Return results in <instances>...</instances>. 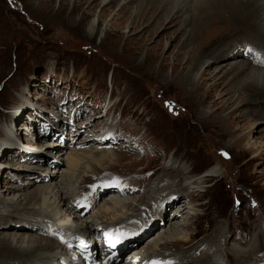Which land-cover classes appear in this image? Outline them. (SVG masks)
<instances>
[{"label": "rangeland", "instance_id": "374dc122", "mask_svg": "<svg viewBox=\"0 0 264 264\" xmlns=\"http://www.w3.org/2000/svg\"><path fill=\"white\" fill-rule=\"evenodd\" d=\"M62 1L63 9L55 12L58 0H0V144L3 145L0 162L6 163L0 165V189L14 190L9 185H20L28 180V171L50 176L44 171L50 163L54 164L49 169L58 170L50 181L57 186L63 180L60 175L65 174L62 171H66L68 165L67 153L75 147L74 143L79 144L88 138L91 141L84 142L85 149L96 151L100 146L102 152H110L113 157L117 154L115 158L118 160V164L106 161L103 168L83 163L81 167L76 166L78 174L69 177L71 189L77 191L85 188L78 179L88 175L93 176L90 183L96 188L105 185L100 195L96 196L92 191L85 199L76 202L81 207L73 205L81 212V222L87 218L93 220L98 231L105 225L97 222L92 213L111 197L113 193L106 186L112 185L117 177L124 178L126 183H129V178L142 182L139 183L140 189L135 187V191L125 193L128 199L137 200L154 181L158 180L160 184L164 179L166 181L168 173L179 177L175 171L177 168L171 167L174 163L191 167L192 174L217 166L219 173L208 177L198 191V198L195 196L189 204L192 209L188 211L194 212L193 217L186 214V219L181 216L173 222L179 224L176 234L181 239L192 237L188 244L178 249L201 243V239L207 237L204 241H214V246L224 253L217 264H264V228H261L264 222V154L252 156L254 150L240 152L234 142L243 133L251 131L254 134V128L260 129L262 124L251 120L247 127L232 137L224 135L228 128H223V132L213 130V114L206 118V124L195 120L199 110L195 104L196 96L169 83L170 54L175 53L174 45L183 30L176 33L177 38L166 49L164 44L169 40L165 30L152 28L163 11L157 10L147 22L150 25L132 34L126 33L125 27L134 13L127 18L129 12L125 11L121 25H115L120 18L112 20L115 24L108 25L109 32L102 36L100 28L117 11V0L103 17L96 19L95 32L87 36L85 27L97 16L100 7L87 10L76 0ZM133 5L129 6L131 10ZM151 11L146 13V18L151 16ZM161 55L170 57L165 60ZM209 85L207 81L205 89ZM206 100L210 101L212 97ZM237 113L235 110L233 115ZM239 119L235 118L236 121ZM107 133L115 138V142L101 145L98 138L102 139ZM92 137L96 138L92 140ZM258 139L256 142H264L261 136ZM129 140L131 143L127 150ZM48 143L52 145L46 146ZM121 143L125 144L122 146ZM40 153L42 160L36 163L33 157ZM7 158L10 159L7 161ZM145 171L151 172L146 175L142 173ZM109 174L114 175L110 178ZM86 188L90 189L87 185ZM165 189L154 202H170V197L181 192L175 190L176 187ZM62 190L68 191L65 184ZM67 191L65 193L69 195L65 202L70 206L67 200L72 198ZM95 197L96 202H92ZM158 218V209L152 207L144 214L139 223L143 227L138 230L152 227ZM68 223L70 221L64 224ZM167 225L162 221L158 227ZM151 235L149 233L146 237ZM94 237L90 234L87 239L97 248L99 241ZM147 242L152 243L153 237L143 246ZM135 247L124 252L119 261ZM252 248L257 251L248 253ZM231 249L240 251L238 260L231 255L227 258L226 253L229 254ZM135 254L139 258L145 253ZM160 255L156 257L161 259ZM172 259L169 260L176 264Z\"/></svg>", "mask_w": 264, "mask_h": 264}, {"label": "bare ground", "instance_id": "6f19581e", "mask_svg": "<svg viewBox=\"0 0 264 264\" xmlns=\"http://www.w3.org/2000/svg\"><path fill=\"white\" fill-rule=\"evenodd\" d=\"M58 2L55 12L64 5L62 0H58ZM76 2L80 7L84 5V9L87 10L96 6L100 7L97 16L92 18L85 27L86 35L91 36L96 29V19L103 17L109 6L114 5L117 0H76ZM132 4L134 5L131 10L129 6ZM117 6L118 9L113 13V16L108 18L105 25L102 24L100 28L102 36L109 32L108 25H114L113 21L116 18H120V21L115 25H121V18L125 16V11L129 12L127 18L134 13V17L125 27L128 34L141 32L144 26L147 27L151 24L147 22L157 10L163 11L164 13L152 28L165 30V36L169 40L164 44L166 49L172 46L171 41L177 38L176 33L183 30L174 45L175 53L171 52L170 54L172 61L170 62L169 83L191 96H196L195 104L197 108L199 106V110L196 112L198 117L195 120L206 124V118L213 114L211 119V125L215 127L213 130L222 131L223 128H228L229 131H224L226 132L224 135L232 137L247 127L251 120H255L261 123L262 127L260 129L255 127L254 134L250 131L236 137L235 146L240 152L254 150L255 154L252 156L264 154V142H256L260 136L261 139H264V0H119ZM150 10H153L151 16L146 18L145 15ZM144 22L146 24L143 25ZM170 56H162V59L167 60ZM207 81L210 85L208 89H205ZM214 92H217L216 95L213 94ZM209 96L212 97V100L207 101L206 98ZM235 110H238V113L233 115ZM224 111L226 113L222 116L221 113ZM237 117H240L238 121L235 120ZM51 134L54 135V132ZM257 134H260L259 137ZM105 135L102 139L98 138L100 144L112 145L115 138H111L108 133ZM95 138L92 137V140ZM252 139L255 140L251 141ZM87 140L90 139L85 138L80 140L79 144L74 143L75 147L67 153L68 165L66 164V171H62L65 174H59L63 180L58 182L57 186L50 181L53 180L55 177L53 174H57L58 170L49 169L50 165L54 164L50 163L46 166L48 170L45 168L44 171L49 172L51 178L48 174L28 171L26 173L28 180H24L20 185H9L14 190L7 189V187L5 190L0 189V199L3 198L0 203V264H71L72 262L84 264L82 256L76 250L69 248L71 244L85 249L92 259H98V256L95 255V247L87 239L91 233L95 232V223L93 224V220L89 218L81 222V212L73 206L72 201L67 200L70 205L68 206L65 202L68 194L65 191L67 190H62L65 184L67 192L71 193L70 197L76 196L80 202L82 198L85 199L87 195L92 194L86 185L91 184L93 176L88 175L83 179H78L79 183L85 186L81 196L78 197L77 195L81 192L78 193L75 188L71 189L72 183L69 179V177L78 174L79 170L76 166L81 167L84 163L86 165L95 164L97 168H103L104 163L109 160L113 164H118V160L115 158L117 154L113 157L110 152L85 149L84 142H88ZM125 143H121L122 146ZM129 143L131 140L126 143L127 150H129ZM50 144L52 145V143H48L46 146ZM228 146L232 147V145ZM104 148L103 150H106ZM2 150L3 145L0 144V153ZM41 154L33 157L36 163L42 160ZM20 157L23 158L22 155ZM9 159L7 158V161ZM131 163H134V160ZM5 164V161L0 162V165ZM171 167L177 168L175 171L180 174L179 177L174 173L171 175L168 173L166 181L164 179L162 184L157 183L158 180L154 181L152 186L144 190L137 200L128 199L125 193L132 192L135 187L140 189L139 183L142 182H137L136 178H129V183H125L124 178H118V181L124 184L120 191H115L118 196L115 197L116 193L110 194L111 197L94 214L91 212L97 222L105 225L104 228L110 224L119 230L118 233H115L116 238L120 237L122 233L137 238L122 250L116 249L118 244L113 250L117 253L109 259L106 258L104 262L103 259H100L101 264H150L153 260L170 261L171 257L174 258L172 260L176 264H217L223 259L224 253L220 248L214 246V241H204L207 237L201 239V243L197 244L196 242L186 249H178L179 246L188 244L192 237L188 239L186 236L181 239L180 235L176 234L179 224L173 223L181 216L186 219V216L184 217L186 214L190 218L193 217L194 212L189 213L190 211H188L189 204L192 203L195 196L198 198V191L204 186L208 177L219 173V168L212 166L203 173L192 174L193 169L183 163H174ZM145 172L142 173L147 175L151 171ZM112 175L114 174H111L110 178ZM149 177L150 175L147 180ZM102 187L97 188L100 190ZM174 187L177 188L175 190L181 192L170 197L172 199L170 202L159 203L158 200L154 202L162 191H166L165 188L173 189ZM97 188L93 193L96 196L103 193L102 189L98 191ZM185 197L188 199H184ZM95 200L96 197L93 201ZM152 207L158 209L157 223L139 231L138 229L143 227L139 223L144 218V214ZM68 221L70 223L64 224ZM162 221L168 225L159 228ZM263 224L264 222L261 224V228ZM138 226L140 227L138 228ZM149 233H152L150 237H153V242H147L143 246V243L150 238L146 237ZM155 234L156 236H154ZM211 236L214 237L213 234ZM111 237H114V234ZM134 246H136L135 249L129 251L127 255L141 251L145 254H141L139 260L135 262L125 256L119 261L123 253ZM250 250L247 252L257 251H254L253 248ZM229 251V254L226 253L227 258L231 255L234 260H238L240 251L233 249ZM243 252L245 251L243 250ZM72 254H78V259L73 260ZM147 254L150 257L143 260L142 257ZM157 255H160L161 259L156 257ZM246 256L247 254L244 257ZM110 259L113 260L110 261ZM173 264L175 263L173 262Z\"/></svg>", "mask_w": 264, "mask_h": 264}, {"label": "snow or ice", "instance_id": "6c2138e0", "mask_svg": "<svg viewBox=\"0 0 264 264\" xmlns=\"http://www.w3.org/2000/svg\"><path fill=\"white\" fill-rule=\"evenodd\" d=\"M106 235H109V234H106ZM123 235V234H121ZM120 242V239L119 237H117L115 239V241H113L112 239L109 240V243L112 244L113 246H115L116 243H119ZM150 264H173V262L171 261H159V260H153L150 262Z\"/></svg>", "mask_w": 264, "mask_h": 264}, {"label": "trees", "instance_id": "16d2710c", "mask_svg": "<svg viewBox=\"0 0 264 264\" xmlns=\"http://www.w3.org/2000/svg\"><path fill=\"white\" fill-rule=\"evenodd\" d=\"M91 243H92V242H91ZM92 245L94 246V245H96V244H95V243H94V244L92 243Z\"/></svg>", "mask_w": 264, "mask_h": 264}, {"label": "water", "instance_id": "95a60500", "mask_svg": "<svg viewBox=\"0 0 264 264\" xmlns=\"http://www.w3.org/2000/svg\"><path fill=\"white\" fill-rule=\"evenodd\" d=\"M263 228H264V224H263Z\"/></svg>", "mask_w": 264, "mask_h": 264}]
</instances>
